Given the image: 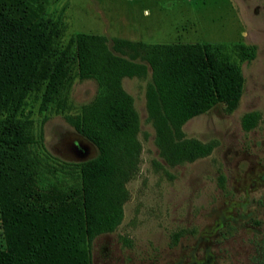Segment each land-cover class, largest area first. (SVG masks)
Wrapping results in <instances>:
<instances>
[{"label": "trees", "instance_id": "1", "mask_svg": "<svg viewBox=\"0 0 264 264\" xmlns=\"http://www.w3.org/2000/svg\"><path fill=\"white\" fill-rule=\"evenodd\" d=\"M55 26L27 0H0V264H90L93 239L107 230L95 219L119 211L124 184L136 174L139 119L124 78H145L147 120L169 166L209 156L214 142L188 139L181 128L217 101L236 106L243 83L239 63L254 46L147 44L77 33L51 54ZM75 66L94 80V99L66 122L98 147L81 163L46 155L42 135L21 115L27 96L42 88L41 106L59 102ZM256 113L242 118L249 131Z\"/></svg>", "mask_w": 264, "mask_h": 264}, {"label": "rangeland", "instance_id": "2", "mask_svg": "<svg viewBox=\"0 0 264 264\" xmlns=\"http://www.w3.org/2000/svg\"><path fill=\"white\" fill-rule=\"evenodd\" d=\"M27 2L55 26L51 54L77 33L147 44L254 46V58L238 64L243 83L236 106L214 102L182 126L186 138L215 143L209 156L192 163L169 166L159 155L145 107L149 75L122 79L138 115L141 152L119 211L95 219L107 230L93 239L90 264H264V0ZM96 90L72 66L59 102L42 107L41 87L27 96L21 115L42 132L46 155L63 163L98 155L97 144L65 120ZM249 113L257 118L245 131L242 118ZM77 141L88 150L85 158L71 152Z\"/></svg>", "mask_w": 264, "mask_h": 264}, {"label": "flooded vegetation", "instance_id": "3", "mask_svg": "<svg viewBox=\"0 0 264 264\" xmlns=\"http://www.w3.org/2000/svg\"><path fill=\"white\" fill-rule=\"evenodd\" d=\"M71 152L79 158H85L88 155V150L86 147L82 145L79 141L71 144L70 146Z\"/></svg>", "mask_w": 264, "mask_h": 264}]
</instances>
